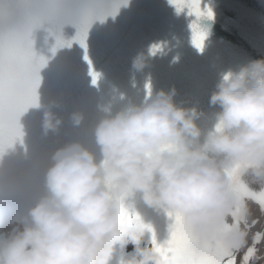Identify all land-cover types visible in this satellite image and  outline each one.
Segmentation results:
<instances>
[{
  "label": "clouds",
  "instance_id": "obj_1",
  "mask_svg": "<svg viewBox=\"0 0 264 264\" xmlns=\"http://www.w3.org/2000/svg\"><path fill=\"white\" fill-rule=\"evenodd\" d=\"M0 5V36L20 35L34 53L39 34L45 45L55 37L62 46L66 25L80 31L109 7L108 0ZM175 95L148 90L139 102L101 107L89 127L91 146L69 140L35 159L19 116L21 135L0 148V264H167L141 206L171 225L179 214L193 254L222 247L239 257L256 222L250 204L264 213V59L221 76L207 127L198 123L205 113L178 106ZM83 120L74 114L75 126ZM59 124L44 113L45 135ZM17 144L28 160L18 170L5 160ZM258 245L250 264L264 262Z\"/></svg>",
  "mask_w": 264,
  "mask_h": 264
},
{
  "label": "snow or ice",
  "instance_id": "obj_2",
  "mask_svg": "<svg viewBox=\"0 0 264 264\" xmlns=\"http://www.w3.org/2000/svg\"><path fill=\"white\" fill-rule=\"evenodd\" d=\"M177 11L185 7L189 9V15H195L198 19L202 16L212 18L211 9H201V0H171ZM88 25H84L78 31L76 40L85 47V36ZM192 43L195 47L202 49L205 33L201 32L197 24L192 25ZM70 44V42H69ZM54 51V50H53ZM85 60H88L85 55ZM45 63L44 57H38L31 47L20 35L0 36V148L5 142L13 141L21 135L18 117L28 107L37 103V88L40 83L39 69ZM91 62L89 61V64ZM95 84L98 74L90 70ZM150 90V85L147 86ZM258 202L264 206V197ZM172 217V213H168ZM257 222L251 225L255 226ZM264 242V231L253 233V239L242 255L238 256L231 250L222 247L210 248L200 255L193 254L189 248V236L185 231L179 214L170 228V238L158 248L167 264H250L251 259L257 251V245ZM153 243L156 244L153 230Z\"/></svg>",
  "mask_w": 264,
  "mask_h": 264
},
{
  "label": "bare ground",
  "instance_id": "obj_3",
  "mask_svg": "<svg viewBox=\"0 0 264 264\" xmlns=\"http://www.w3.org/2000/svg\"><path fill=\"white\" fill-rule=\"evenodd\" d=\"M253 207L250 205V209H251V219L256 221L257 223L255 224V226L251 229V233L249 236V243L252 242V236L253 233L257 232V231H264V213L261 212L260 210V206L257 203H253ZM262 244H259L258 247L261 248L262 251H264ZM242 253H240V255H242ZM239 259V257H238ZM261 264H264V262H261Z\"/></svg>",
  "mask_w": 264,
  "mask_h": 264
},
{
  "label": "rangeland",
  "instance_id": "obj_4",
  "mask_svg": "<svg viewBox=\"0 0 264 264\" xmlns=\"http://www.w3.org/2000/svg\"><path fill=\"white\" fill-rule=\"evenodd\" d=\"M250 205L253 207V205H254V204H253V203H251ZM262 247H263V249H264V243L262 244Z\"/></svg>",
  "mask_w": 264,
  "mask_h": 264
}]
</instances>
